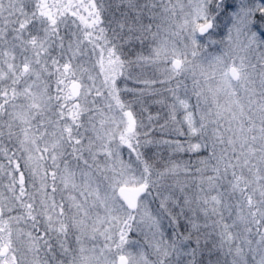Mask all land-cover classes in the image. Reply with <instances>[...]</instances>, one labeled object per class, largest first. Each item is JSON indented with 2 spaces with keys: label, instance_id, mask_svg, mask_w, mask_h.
<instances>
[{
  "label": "snow or ice",
  "instance_id": "6c2138e0",
  "mask_svg": "<svg viewBox=\"0 0 264 264\" xmlns=\"http://www.w3.org/2000/svg\"><path fill=\"white\" fill-rule=\"evenodd\" d=\"M0 264H264V0H0Z\"/></svg>",
  "mask_w": 264,
  "mask_h": 264
}]
</instances>
